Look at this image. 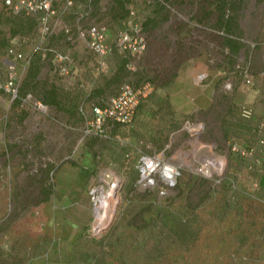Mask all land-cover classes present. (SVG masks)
Returning <instances> with one entry per match:
<instances>
[{
  "label": "rangeland",
  "instance_id": "obj_1",
  "mask_svg": "<svg viewBox=\"0 0 264 264\" xmlns=\"http://www.w3.org/2000/svg\"><path fill=\"white\" fill-rule=\"evenodd\" d=\"M121 1L75 0L64 11L62 0L53 2L72 30L106 22L111 44L129 8L149 18L146 47L130 55L122 78L149 82L146 95L129 123L91 134L79 110L45 103L32 82L22 90L25 76L33 70L57 84L65 102L82 99L89 117L90 102L115 94L120 80L90 98L92 78L105 83L111 73L96 70L85 43L58 27L51 49L37 50L33 18L0 1L1 76L9 38L26 34L20 48L29 61H16L20 92L47 106L41 114L20 109L0 89V264H264V156L248 168L227 149L254 143L264 118V0H224L230 32L217 24L218 0ZM52 49L70 54L73 75L54 70ZM120 56L113 51L108 62L116 66ZM186 121L202 129L192 133ZM158 152L180 165L167 194L136 184L138 154ZM203 160L209 174L199 169Z\"/></svg>",
  "mask_w": 264,
  "mask_h": 264
},
{
  "label": "built area",
  "instance_id": "obj_2",
  "mask_svg": "<svg viewBox=\"0 0 264 264\" xmlns=\"http://www.w3.org/2000/svg\"><path fill=\"white\" fill-rule=\"evenodd\" d=\"M0 1L1 5L9 9L13 14L28 15L34 19L35 49H51L47 47L49 39L57 32L58 27H61L67 39H73L75 34V38L82 40L88 50L96 56L97 71L108 69V58L113 51L125 56L127 58L126 67L132 68L130 55L140 53L146 47L147 35L143 29L142 20L138 18L133 8H129L125 27L115 34L111 44L109 42V25L106 22L94 21L90 22L86 27L77 24L75 30H72L68 24H61L60 13L54 7V0ZM86 1L88 2L87 5H89L92 0ZM146 1L149 2L150 0ZM74 2L75 0H62V10L69 9L74 5ZM27 40L28 36L23 33H16L9 38L4 51L10 57V60L6 65L4 77L0 73V89L6 92L10 102H16L18 108L36 110V112L41 114L46 112V104L32 91L20 92L16 61L28 63V58H26L20 48V44ZM52 62L54 70L60 75L69 76L74 74L72 58L68 52L52 49ZM201 77L202 75L199 76V78ZM246 82H251L248 76L246 77ZM149 85V82L135 85L130 80L122 79L115 94L104 99L101 104L95 101L90 102L91 117L86 114L81 104L79 112L85 118L84 134L104 131L109 127L111 121L130 122L140 99L146 95ZM241 115L245 118L250 117L252 108L244 106L241 110ZM202 126L203 123L199 121H186L184 123V128L192 133H197L202 129ZM227 149L230 153L242 158L248 168L258 164L261 161L260 156H264V118L257 122V135L254 143L243 145L237 141H231ZM208 162V160H203L199 167L205 174H209ZM136 167L138 172L136 184L142 188H156L159 194H167L176 185L181 173L180 165L164 158L162 152L140 154ZM220 168H223V162L222 164L220 163ZM254 184L258 185V181H255ZM232 186L235 187V184L232 183ZM96 210L98 213V208Z\"/></svg>",
  "mask_w": 264,
  "mask_h": 264
},
{
  "label": "trees",
  "instance_id": "obj_3",
  "mask_svg": "<svg viewBox=\"0 0 264 264\" xmlns=\"http://www.w3.org/2000/svg\"><path fill=\"white\" fill-rule=\"evenodd\" d=\"M152 1L154 2V1H159V0H152ZM124 2L125 1L123 0L120 2V4L123 5ZM216 3L218 6V13H219V16L217 18V24H219L221 27H223L227 32L232 31L233 27H234V25H233L234 19L232 16H229V15L225 16L224 9H225L226 2L224 0H218V1H216ZM148 19L149 18H146V20H142V24H146ZM226 42L230 45L231 48H233V50H235L239 47L237 42L232 37L227 36ZM120 58L122 60L116 64V69L111 73L109 78L107 80H104L105 83L103 82L102 84H99V85L92 87L90 92L88 94H86L87 96L92 98L94 95L96 96L98 94H102L106 90V85H107L108 81H111V80H116V81L120 80L121 81L122 80L123 75H124V71L126 68L127 58L123 55H121ZM31 82H32V86H33L32 88L36 89L40 93V96L42 97L41 99L45 103L54 105L55 107L62 109L67 113H73L76 109L79 110L78 107L80 104H82L81 103L82 99H78V101H77V98L75 97L74 99H72L68 102H65L63 96L60 93V89L57 86V84L37 78L36 72L33 70H30L29 73H27V75L25 76V79L23 81L21 89L24 90L27 87H29ZM103 100L104 99L97 98V100H95V102L101 104L103 102ZM13 103L16 104V102H13ZM126 123H129V122H126ZM115 124H125V123L117 122V121H111L109 124V127H113ZM260 183H261L260 184L261 186L264 185V174L260 178ZM42 190H43L44 197H48L50 194L51 185L49 183H45V185H43V187H42Z\"/></svg>",
  "mask_w": 264,
  "mask_h": 264
},
{
  "label": "crops",
  "instance_id": "obj_4",
  "mask_svg": "<svg viewBox=\"0 0 264 264\" xmlns=\"http://www.w3.org/2000/svg\"><path fill=\"white\" fill-rule=\"evenodd\" d=\"M116 69V66H114V65H111L110 63H109V67H108V69H107V73L106 74H108V73H112L114 70ZM86 72H83V74L84 75H86L85 74ZM103 73H105V72H103ZM90 74V73H89ZM103 82L102 81H99V80H96V79H94V78H92V80H91V82L88 84V85H90L91 84V86L90 87H94V86H96V85H99V84H102ZM125 155H127V153H125ZM139 155L140 154H138V157H139ZM121 157V159H123L122 157V155L120 156ZM137 160H138V158H137ZM137 174H138V172H137Z\"/></svg>",
  "mask_w": 264,
  "mask_h": 264
}]
</instances>
